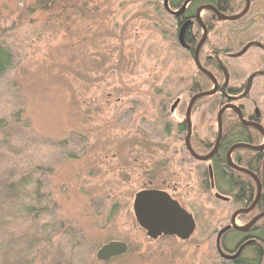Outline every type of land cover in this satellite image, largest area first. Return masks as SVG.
Instances as JSON below:
<instances>
[{"label": "rangeland", "instance_id": "obj_1", "mask_svg": "<svg viewBox=\"0 0 264 264\" xmlns=\"http://www.w3.org/2000/svg\"><path fill=\"white\" fill-rule=\"evenodd\" d=\"M40 2L0 0V43L13 54L0 77V264H127L129 256L100 262L97 253L115 241L132 252L155 247L133 205L178 172L160 119L174 120L171 102L196 65L164 0H79L54 18L56 7ZM223 36L236 53L245 43ZM252 54L226 61L247 74L260 65ZM198 187L180 185L179 194ZM198 199L189 204L204 225L232 209Z\"/></svg>", "mask_w": 264, "mask_h": 264}, {"label": "flooded vegetation", "instance_id": "obj_2", "mask_svg": "<svg viewBox=\"0 0 264 264\" xmlns=\"http://www.w3.org/2000/svg\"><path fill=\"white\" fill-rule=\"evenodd\" d=\"M188 1L169 0V9L163 2L165 12L175 22L171 28L177 43L196 65L188 90L171 102L169 111L174 120L160 119L166 135L173 138L165 152L170 155L168 165L178 172L168 174L171 176L167 175L158 188L149 185L137 193H160L162 198H170L165 204V219L158 215L155 223L158 230L166 227L167 233L150 237L133 210L137 229L155 247L147 252L141 247L135 253L131 244L123 242L127 252L120 257L129 256L127 264L134 256L141 264H264V148L256 150L264 147V0ZM223 6L229 9L223 10ZM234 6L237 11L232 13ZM227 17L238 18L224 20ZM182 31L184 44L180 41ZM223 35L245 39V43L236 53L235 47L222 44ZM204 36L198 53L202 71L195 57ZM242 51L243 56L235 57ZM248 54L260 63L248 69L249 74L240 68L235 72L227 63ZM210 91H214L211 96H201ZM257 91L258 96L253 97ZM169 101L160 102L161 112H167ZM208 110H216V117H209ZM179 174L183 177L178 178ZM247 181L252 182L253 193L233 190ZM194 184L199 186L194 195L179 194L180 185L188 189ZM197 195L198 200L211 196L232 209L218 213L216 223L201 224L189 204ZM176 204L194 220L193 234L187 239L180 233L189 219Z\"/></svg>", "mask_w": 264, "mask_h": 264}, {"label": "water", "instance_id": "obj_3", "mask_svg": "<svg viewBox=\"0 0 264 264\" xmlns=\"http://www.w3.org/2000/svg\"><path fill=\"white\" fill-rule=\"evenodd\" d=\"M189 1H191V0H189ZM168 2H169V0L164 1V6L166 9H169ZM188 2H186L185 4H188ZM246 11L247 10H245V12ZM181 13H182V11L176 15H181ZM238 17H231V18L227 17V18H224V20H231L232 21V20H236V18H238ZM182 35H183V31H182L181 36H180V41L182 44H184ZM205 38H206V36H204L202 41L199 43L198 48H197V52H196V57H195L196 64L198 65V67L202 71H203V69L199 63L198 53H199V50L205 41ZM245 51H242L241 53L237 54L235 57L243 56ZM213 93H214V91H210L208 93L202 94L201 96H211ZM241 147H245V146L242 145ZM263 148L264 147L256 148V150L260 151ZM253 149H255V148H253ZM167 201L169 202L170 198H168V197L162 198L160 193H152V192L148 193V194L141 193V194L137 195L135 198L133 210H134L136 216L141 218V220H142L141 226L148 231V235L152 238H157L162 233H167L166 227H164V228L161 227L160 230H158L155 227L156 219L159 218L158 215H160L162 220H163V217L165 219L166 210H167L165 204ZM176 207H177L178 211L183 212L184 216H186L187 219H189L186 223L187 225H186L185 229L183 230L184 232L182 231L180 233L184 239H187L193 234L194 227H195L194 220H193L192 216L189 215L188 213H186L180 206H178V204H176ZM126 252H127V245L125 243L116 242V241L110 242L107 245L103 246L99 250V252L97 253V258L100 261H108L112 258L123 256L124 254H126Z\"/></svg>", "mask_w": 264, "mask_h": 264}, {"label": "trees", "instance_id": "obj_4", "mask_svg": "<svg viewBox=\"0 0 264 264\" xmlns=\"http://www.w3.org/2000/svg\"><path fill=\"white\" fill-rule=\"evenodd\" d=\"M79 3V0H41L40 6H44L42 8H48L49 4H51V7H56L58 12L50 9V14H52V17L54 18L57 13L64 15L66 10L68 9H77V4ZM229 7V5H228ZM235 7V6H234ZM223 10H228L229 8H226V6H223ZM47 10V9H44ZM237 11L236 7L232 11V13H235ZM13 66V54L5 48L0 43V77L4 76L7 71H9ZM258 141V139H257ZM253 184L251 181H247V183H243L242 185L237 184L235 185L236 191H239L243 194H250L253 193Z\"/></svg>", "mask_w": 264, "mask_h": 264}]
</instances>
